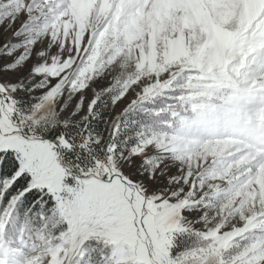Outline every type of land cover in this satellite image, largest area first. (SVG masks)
<instances>
[{"label":"snow or ice","instance_id":"snow-or-ice-1","mask_svg":"<svg viewBox=\"0 0 264 264\" xmlns=\"http://www.w3.org/2000/svg\"><path fill=\"white\" fill-rule=\"evenodd\" d=\"M0 264H264V0H0Z\"/></svg>","mask_w":264,"mask_h":264},{"label":"clouds","instance_id":"clouds-1","mask_svg":"<svg viewBox=\"0 0 264 264\" xmlns=\"http://www.w3.org/2000/svg\"><path fill=\"white\" fill-rule=\"evenodd\" d=\"M49 111L51 112V111H53L51 108H49Z\"/></svg>","mask_w":264,"mask_h":264},{"label":"bare ground","instance_id":"bare-ground-1","mask_svg":"<svg viewBox=\"0 0 264 264\" xmlns=\"http://www.w3.org/2000/svg\"><path fill=\"white\" fill-rule=\"evenodd\" d=\"M48 113L50 114V113H52V111L50 112V111L48 110Z\"/></svg>","mask_w":264,"mask_h":264}]
</instances>
